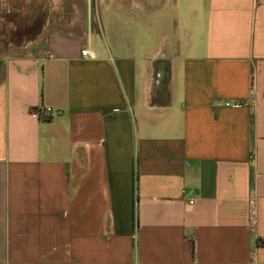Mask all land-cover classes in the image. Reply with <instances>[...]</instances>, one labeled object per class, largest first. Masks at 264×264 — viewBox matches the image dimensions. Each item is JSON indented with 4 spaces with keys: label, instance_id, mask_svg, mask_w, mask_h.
Returning a JSON list of instances; mask_svg holds the SVG:
<instances>
[{
    "label": "crops",
    "instance_id": "1",
    "mask_svg": "<svg viewBox=\"0 0 264 264\" xmlns=\"http://www.w3.org/2000/svg\"><path fill=\"white\" fill-rule=\"evenodd\" d=\"M23 1L0 264H264V0Z\"/></svg>",
    "mask_w": 264,
    "mask_h": 264
},
{
    "label": "rangeland",
    "instance_id": "2",
    "mask_svg": "<svg viewBox=\"0 0 264 264\" xmlns=\"http://www.w3.org/2000/svg\"><path fill=\"white\" fill-rule=\"evenodd\" d=\"M4 4L0 6V75L2 72V57L4 54L13 55L20 54L21 46L27 40L35 39L37 34V28H30L27 25L26 28L22 26L25 23L27 17H31V13H25L22 15V12L16 10L19 9L21 2H27L23 0H0ZM16 3V5H15ZM30 7V5L28 6ZM37 16V15H33ZM41 17V16H40ZM31 18L27 21L30 25ZM18 26V28L16 27ZM20 27V29H19ZM23 42V43H22Z\"/></svg>",
    "mask_w": 264,
    "mask_h": 264
},
{
    "label": "built area",
    "instance_id": "3",
    "mask_svg": "<svg viewBox=\"0 0 264 264\" xmlns=\"http://www.w3.org/2000/svg\"><path fill=\"white\" fill-rule=\"evenodd\" d=\"M81 55L83 57H88L90 59H94L95 58V52L93 50L89 49V48L82 49L81 50ZM50 111H51L50 107L42 106V107H39L35 111V113L40 119L45 120V119H48L50 117V113H51ZM249 210H250V213L253 215L254 214V200H253V197L249 198Z\"/></svg>",
    "mask_w": 264,
    "mask_h": 264
},
{
    "label": "flooded vegetation",
    "instance_id": "4",
    "mask_svg": "<svg viewBox=\"0 0 264 264\" xmlns=\"http://www.w3.org/2000/svg\"><path fill=\"white\" fill-rule=\"evenodd\" d=\"M16 27L18 28V26H16ZM28 27H29V26H27V29H28ZM30 28H31V27H30ZM19 29H20V27H19Z\"/></svg>",
    "mask_w": 264,
    "mask_h": 264
}]
</instances>
